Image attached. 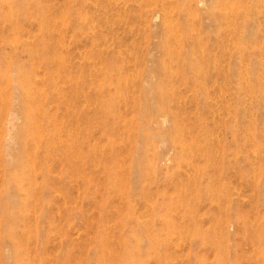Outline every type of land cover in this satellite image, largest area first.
<instances>
[{"label":"rangeland","instance_id":"obj_1","mask_svg":"<svg viewBox=\"0 0 264 264\" xmlns=\"http://www.w3.org/2000/svg\"><path fill=\"white\" fill-rule=\"evenodd\" d=\"M205 1L0 0V142L18 76L69 151L65 193L38 194L60 219L54 264H102L100 230L117 237L140 220L190 230L170 232L162 264H264V20L224 39L217 0ZM192 139L193 153L175 157ZM3 169L0 159V190Z\"/></svg>","mask_w":264,"mask_h":264},{"label":"bare ground","instance_id":"obj_2","mask_svg":"<svg viewBox=\"0 0 264 264\" xmlns=\"http://www.w3.org/2000/svg\"><path fill=\"white\" fill-rule=\"evenodd\" d=\"M14 2L21 6L24 0H14ZM217 4L218 6L216 7L218 11H214V14L215 19L218 20L219 23L218 28L221 29L218 34L224 36V39L229 33L226 28L234 30L236 39H246L245 36L250 30L248 26L252 24L255 28H262L258 20H264V17L258 14L262 13V10L264 11V0H217ZM36 8L40 9V5L36 4ZM254 10L257 11L255 14H253ZM207 12L210 19V4H208ZM8 15L11 17L14 15V10L12 8L9 9ZM224 24L226 26H224ZM222 26L224 27L220 28ZM261 30L259 31L257 29V37L252 38L251 42L258 41ZM260 35H263V31ZM232 38H229L230 40L228 43H231L230 41ZM233 40L234 39H232V42H234ZM165 44L168 43L163 42L161 45L164 52L168 46ZM233 45H235V43ZM242 45L244 44L242 43ZM254 45H256V43ZM189 68L191 69L192 65L189 66ZM164 70L165 69L162 67L158 68V75ZM199 70L200 68H197L193 72L196 73L199 72ZM30 82L29 80H23L21 82L18 76L14 77L12 80L11 88L14 96L12 104L14 107L7 113L4 126L5 134H3L0 142V159L3 162L4 168V183L2 182L3 184L0 190V264H54L51 257L50 240L52 231L56 230L55 228L57 227L56 221L60 219H56L55 216H52L50 213L51 206H49V203L44 200V198H38V194L39 191L46 194L49 189L54 187H56L54 188L55 190L65 193V179L69 167V163H67L69 151L65 141L61 139L63 131L59 137L55 136L57 131L53 132L54 136L51 137L49 134L50 132L48 131L49 133L47 132V134L45 131L46 126L44 129V127L39 124L37 120L38 110H35L34 107L36 101L41 98V92L37 95L39 98H36L34 101L33 99L35 97L32 96L34 92L28 90V85H32ZM145 85H147V83ZM25 88H27V91H25ZM30 89H32V86ZM152 89H154L155 93L158 95L166 94L163 87L159 84H155ZM153 101L155 100L153 99ZM106 104L108 106V113L113 112V100H108ZM55 128V130H57L58 127L55 126ZM57 133L59 134L61 132ZM175 136L178 137V141L182 142L181 145L185 144L186 139L181 134L175 132ZM140 141L142 140L140 139ZM191 141L189 147L179 150L175 157H177V155L178 157H184V155L189 156L192 154L193 145L196 144L193 142L194 139ZM40 152L43 153L45 160L37 158ZM53 156L58 158L62 174L51 178L49 174V160H51L50 158ZM39 176H41L40 180ZM109 180L110 179L107 180L108 183ZM151 222L152 221L148 220L137 221L135 228L122 230L118 233L119 235L117 237L112 238L108 236L109 234L103 235L104 232L106 233V230L102 228L100 233L104 249L101 248L99 251L97 250L95 252L98 255L99 261L102 264H150L151 260L154 259L156 264H162L164 255L161 251L165 243L171 241V238H169L170 232L174 231L173 233H178L180 237L190 234V230L187 232L177 230V227H175L176 231L175 228L171 229L172 225H170L168 221H165L161 227V229L163 228L166 230V233L163 235L159 229L156 231L149 225ZM155 222L158 225V218H155ZM190 237L191 239H195L199 238L200 235L197 230L194 229Z\"/></svg>","mask_w":264,"mask_h":264}]
</instances>
